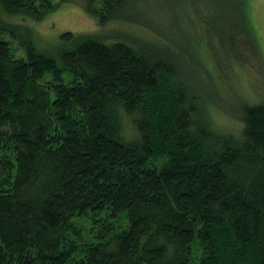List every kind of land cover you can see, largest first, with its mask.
I'll use <instances>...</instances> for the list:
<instances>
[{
    "label": "trees",
    "instance_id": "1",
    "mask_svg": "<svg viewBox=\"0 0 264 264\" xmlns=\"http://www.w3.org/2000/svg\"><path fill=\"white\" fill-rule=\"evenodd\" d=\"M77 1L102 33L49 46L62 0H0V264H264V100L215 118L218 7Z\"/></svg>",
    "mask_w": 264,
    "mask_h": 264
},
{
    "label": "rangeland",
    "instance_id": "2",
    "mask_svg": "<svg viewBox=\"0 0 264 264\" xmlns=\"http://www.w3.org/2000/svg\"><path fill=\"white\" fill-rule=\"evenodd\" d=\"M207 1L208 6L218 7L217 11L212 12L225 26L222 33L228 30L232 33L223 40L219 33H211L213 40L219 43L211 48L219 52V68H213L212 62H208L211 72L217 74L218 81L213 101L216 108L212 111L221 128L226 127L231 132L240 127L237 106L233 100L239 103L264 100V0H245L247 7L244 13L232 9L227 0ZM207 14V10L201 13L200 25H205ZM14 20L19 22L17 18ZM247 20L251 29L242 32ZM32 25L39 38L49 43V46L55 45L58 36L65 31L102 33V29L85 15L77 0H62L56 10ZM113 25H107L104 30L112 29Z\"/></svg>",
    "mask_w": 264,
    "mask_h": 264
}]
</instances>
